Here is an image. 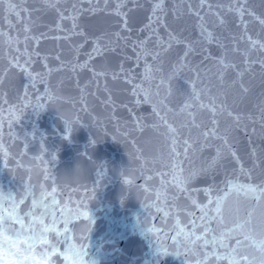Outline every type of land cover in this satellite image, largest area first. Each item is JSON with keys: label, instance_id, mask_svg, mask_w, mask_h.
<instances>
[{"label": "water", "instance_id": "95a60500", "mask_svg": "<svg viewBox=\"0 0 264 264\" xmlns=\"http://www.w3.org/2000/svg\"><path fill=\"white\" fill-rule=\"evenodd\" d=\"M218 2L226 8L227 0H214V9ZM90 7L96 10L89 11ZM245 7L264 18V0H249ZM151 8L150 0L138 3L128 0L121 8L126 15H117L115 0L98 7L90 6L87 0L83 3L61 0L55 7H49L43 0H0V33H3L0 35L3 43L0 47V77H3L0 82V143L3 145L0 192L5 198L12 195L19 200L26 184L36 185L39 194V185L43 183L48 191L53 186L58 189L57 198L62 206L67 204L74 212L87 213V219L74 217L70 225L73 243L77 248L82 247L85 254V260H78V264H191L184 258L183 249L180 256L175 255L176 248L166 235L173 221L168 219L165 223L162 213L152 205L156 202V193L163 190L161 180L171 181L173 163L178 169L183 168L186 175L191 169H199L204 157L213 156L215 150L208 148L203 154L190 151L186 158L183 147L178 146L179 155L170 154V134L153 113V104L144 103L142 94L133 96L132 84L125 79V74L131 72L135 76L134 84L149 88L142 79L145 60L137 62L136 59V52L141 50L140 41L147 40L145 51L160 52L158 60L152 61L149 56L147 62L155 68L162 61L165 79L174 65H180L186 45L191 44L195 49L187 57L188 67L169 82L172 94L166 104L172 109L167 113L170 124L180 128L189 119L179 113L191 91L190 81L196 75L190 68L200 72L197 88L210 89L203 102L217 97V104L223 102L226 106L224 114L217 116L220 134L227 136L245 171L240 172L241 164L225 150L227 158L221 160L215 172L200 176L189 185L190 189H201L198 201L207 203L208 197L202 189L208 187L212 189L213 199L223 196L228 180L240 184L264 182V120L261 119L264 117V69L259 63L253 64L242 77L230 70L221 85L217 78L218 65L213 59H205L208 56L218 59L221 49L215 42L210 45L197 42L201 22L187 13V5H174L173 0H166L165 14L158 13L162 20L150 25ZM215 10L220 12L225 25H219L218 19L209 16L202 22L203 26L228 44L227 61L239 65L243 71L244 57L231 51L228 39L231 35H244L243 26L235 13ZM70 16H75V21ZM243 19L247 34L264 41V27L247 13ZM170 35L180 43L169 40ZM26 36L29 39L25 40ZM157 38L163 41L161 46L157 45ZM97 40L106 49L102 54L93 52ZM169 43L171 48L165 52ZM134 44H137L136 51ZM247 47L246 43L239 44L241 52ZM250 57L259 61L264 58V52L253 51ZM17 58L21 65L30 60L29 71L33 75L41 74L36 77L35 86L14 66ZM114 73H120L119 78L113 79ZM151 91L155 92L154 85ZM166 95L167 86L161 90L160 98ZM109 97L111 102L106 104ZM137 99L141 101L139 104ZM156 107L162 106L156 103ZM228 111L233 117H241L239 124L227 115ZM209 119L208 113L197 111V122ZM66 121L72 122L68 139H64ZM181 134L182 142L188 137V130L181 129ZM192 135L195 137V129ZM213 143L220 145L222 141ZM45 170L55 184L53 179L44 181ZM125 180L130 183L126 184ZM29 203L22 207L27 210ZM187 203L181 196V207ZM189 210L197 211L190 206ZM228 211L234 217H246L252 212L253 223L259 225L264 201L249 202L233 194L226 206ZM172 212L175 214L174 209ZM179 218L184 224L189 220L183 212ZM50 239L56 243L54 236ZM55 259L57 264H70L62 256Z\"/></svg>", "mask_w": 264, "mask_h": 264}, {"label": "snow or ice", "instance_id": "6c2138e0", "mask_svg": "<svg viewBox=\"0 0 264 264\" xmlns=\"http://www.w3.org/2000/svg\"><path fill=\"white\" fill-rule=\"evenodd\" d=\"M61 0H43V3L49 7H55ZM83 3L84 0H79ZM110 0H87V3L95 6H99L103 3L105 6L109 4ZM117 15H126L121 12V8L128 0H115ZM132 3H138L139 0H130ZM152 3L151 13L149 17V24L153 21L159 23L162 20V15L165 14L166 0H150ZM249 0H227V6L223 3H216L215 9L226 10L228 13H235L240 20V24L243 26L244 35L236 37L231 35L228 39L231 41V51L233 53H240L243 57V71L240 70V66L227 61V55L229 51L228 44L222 42V38L214 35L213 31H210L207 27L203 26V21L209 16L215 17L219 20V25H225L226 21L220 17V12L214 9V0H173V4L187 5V13L194 15L200 23V36L197 42L212 44L216 43L221 49V56L216 59L208 56L205 59H213L218 65L217 78L223 85L225 77L228 72L234 71L237 76L242 77L253 64L259 63L262 69H264V58L259 61L251 60L250 54L253 51L264 52V41L259 39H253L251 35L247 34V23L244 21V16L247 13L249 16H253L259 24L264 27V18L256 16L252 11L248 10L245 6ZM73 10L76 11L75 5ZM96 8L90 7L89 11H95ZM173 14H177L174 7ZM65 17L61 13V19ZM75 21V16L68 17ZM216 19L212 21L213 25L216 23ZM126 25V22H125ZM59 27V25H58ZM75 23L73 24V29ZM27 31V28H25ZM3 35V33H0ZM119 37V33L116 34ZM29 37H25V40ZM169 40L180 41L175 36H169ZM11 42V40H9ZM246 43L247 49L243 52L240 51L239 44ZM147 40L140 41V51L136 52V59L139 62L141 59L145 60L143 81L149 84V88L145 89L141 84H134L135 76L131 72L125 74L126 82L132 84V95H143L144 103L153 104V113L162 122L163 126L167 129V134H170L171 138V152L170 154L179 155L178 146L183 147L184 156L187 158L188 153L199 151L201 154L208 148H214L215 154L211 157H204V163L199 169H191L184 174L183 168H177V165L173 163L172 167V179L171 181L161 180L162 191L156 193V202L154 207L158 213H162L165 218V223L168 219L173 221L171 229L166 233L167 237L171 239L173 247L176 248L175 255L180 256V249H183V256L185 259L190 260L191 264H264V213L261 215V222L259 225H255L252 221V212H248L246 217L233 216L231 211L226 213V206L231 195H235L237 198L243 196V198L249 202L256 201L258 204L264 201V182L260 184H240L232 180H228L226 184L227 191L223 196H217L212 198L211 187L204 188L202 191L205 196L208 197L207 203L202 204L197 199V194L201 189H190L189 185L195 182L200 176L210 175L220 165L222 159L227 158V155L235 159L237 164H241L240 172H244L242 162L240 161L237 153L232 150V146L228 143L227 136L220 134V121L217 116L223 115L226 106L223 102L217 104V97H210L208 103L203 102V97L210 92L207 87L198 89L196 86V80L200 79V72L196 68H190L189 71L195 72V79L191 80V91L188 93V99L185 100L183 107L180 109L179 114H186L187 119L180 128L174 127L169 123L167 119V113L172 109L167 107L166 100L172 94L170 83L174 77H179L184 68L188 67L187 57L195 49L191 44H187V50L180 58L181 63L179 66L174 65L173 71L165 79L163 75V68L161 65L153 67L152 64L147 62V58L150 56L152 61H156L160 57V52H149L144 50V45ZM163 41L157 38V45L161 46ZM137 44L133 45V50L136 51ZM171 48L169 43L164 51H168ZM106 50L99 40L94 42L93 52L102 54ZM27 54V50L25 51ZM91 59V55L89 56ZM30 60H26L23 65L19 63L17 58L14 66L21 69L32 82V86H35V80L37 76H41L40 73L33 75L29 71L28 64ZM47 67V65H45ZM81 68L85 65H80ZM74 70V69H73ZM52 70L49 69V72ZM121 71L123 69L121 68ZM157 74H159V81L157 82ZM94 75H105L104 73H94ZM120 73H114L113 79L119 78ZM3 77H0L2 82ZM42 83H46L41 79ZM235 82L233 81V84ZM203 84V80H201ZM154 85L155 92L151 91V87ZM167 86V95L161 99V90ZM243 88V85H241ZM245 92L247 88L243 89ZM111 97L105 103H110ZM141 101L136 100L139 104ZM156 103H159L162 107L157 108ZM198 112H206L209 114L210 119L208 121L201 120L197 122L196 115ZM161 112H164L161 115ZM227 115L234 119L239 124L241 117L236 115L233 117L231 111L227 112ZM264 120V117L261 118ZM212 126L209 127L208 125ZM264 127V124H262ZM181 129L188 130V137L184 138L181 142L179 137ZM193 129L196 130V135L193 137ZM203 129V130H201ZM72 130V122H65V135L64 139H68V134ZM216 140L222 141V144L216 145L213 142ZM90 143H93L90 141ZM3 148L0 143V149ZM252 155L255 156L256 152L253 150ZM251 170H249L250 172ZM45 170L43 177L44 181L53 179L49 177ZM164 175V174H161ZM125 183L130 181L125 180ZM53 184L55 181L53 179ZM169 190H171V200H169ZM58 189L53 186L51 191H48L43 183L39 185V194H37V186L32 185L31 182L25 185L23 194L20 195V199L17 200L12 195H8L7 198L0 192V221H3L5 216L8 217L7 223L9 230L22 239L18 244L13 247L20 249H29L33 258H26L23 261H17L15 257L11 260L0 258V264H57L56 256H62L65 262L70 264H78L77 256L83 252V248H77L73 243V232L70 229V225L74 222L73 218L83 216L87 219V213L72 211L67 204L62 206L61 202L57 198ZM183 196L188 202L185 207H181L179 200ZM27 210L22 205L29 202ZM163 205V206H161ZM191 208L197 211H190ZM175 210L173 214L172 210ZM183 212L189 217L186 224L182 223L179 216ZM198 213V215H197ZM199 221V223L197 222ZM150 231V230H149ZM173 233H175L173 235ZM56 238V243L50 237ZM235 241V243H233ZM60 244L61 246H57ZM159 251V250H158Z\"/></svg>", "mask_w": 264, "mask_h": 264}, {"label": "clouds", "instance_id": "9594fccd", "mask_svg": "<svg viewBox=\"0 0 264 264\" xmlns=\"http://www.w3.org/2000/svg\"><path fill=\"white\" fill-rule=\"evenodd\" d=\"M0 47H3L2 42H0ZM7 220L8 217L5 216L3 221H0V258L11 260L13 257H15L17 261H23L26 258H33L29 249L13 247L14 245L18 244L22 237H19L9 230ZM82 258L85 260L84 253H80L77 256L78 260H81Z\"/></svg>", "mask_w": 264, "mask_h": 264}]
</instances>
